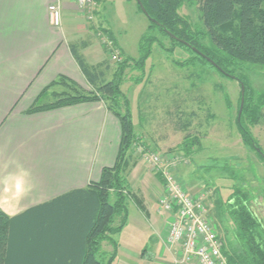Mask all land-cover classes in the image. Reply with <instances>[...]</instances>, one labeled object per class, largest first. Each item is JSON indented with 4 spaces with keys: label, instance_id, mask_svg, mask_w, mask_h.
Instances as JSON below:
<instances>
[{
    "label": "trees",
    "instance_id": "obj_1",
    "mask_svg": "<svg viewBox=\"0 0 264 264\" xmlns=\"http://www.w3.org/2000/svg\"><path fill=\"white\" fill-rule=\"evenodd\" d=\"M140 1L147 12L148 26L139 38L138 58L121 55L111 77L105 79L108 63L89 64L81 52V44L72 43L69 46L72 56L91 89L86 90L59 74L26 110V113H34L101 101L120 123V143L114 164L102 167L99 180L90 182L85 189L58 199L60 201L36 207L22 217L9 216L0 208V264L113 263L119 246L114 235L122 230L128 217L126 202L131 189L125 172L130 165L133 144L139 139L134 131L130 100L122 91L121 84L127 68L141 70L145 67L154 44L169 54L176 46H184L221 74L234 78L239 87L243 83V106L235 123L242 142L263 160L256 147L263 154L264 151L253 135L251 125L263 118L264 90H255L247 73L239 72L238 68L242 64L264 66V7L261 6L264 0H198L201 26H194L179 13L183 3L193 0ZM152 28H158L169 38L171 45L166 47L150 33ZM107 33L116 46L111 33ZM46 93H50L52 99L40 102ZM240 97L239 90L237 113ZM227 106H230L228 99ZM195 141L197 138L189 136L183 140L181 149L185 154L192 152ZM155 175L163 185L160 173L155 172ZM253 202L250 191L234 187L228 198L220 203L221 214L235 228L234 242L226 240L221 248L228 264H264V223L253 210ZM104 240L111 245L110 251L101 250Z\"/></svg>",
    "mask_w": 264,
    "mask_h": 264
},
{
    "label": "rangeland",
    "instance_id": "obj_2",
    "mask_svg": "<svg viewBox=\"0 0 264 264\" xmlns=\"http://www.w3.org/2000/svg\"><path fill=\"white\" fill-rule=\"evenodd\" d=\"M261 6L264 7V2ZM179 13L194 26H201L198 0L183 3ZM100 18L111 24L116 37L113 39L119 47L138 58L139 38L147 30L148 19L138 10L136 2L106 0L100 8ZM86 22L94 25L95 39L105 49L108 63L105 79H109L118 61L112 57L114 51L104 43L109 39V30L99 24L96 13L91 22ZM98 28L104 32L98 33ZM150 33L166 47L171 45L158 28H152ZM114 48L119 53L118 48ZM187 60V63H178ZM238 71L247 73L255 90H264V66L242 64ZM85 88L91 89L89 84H85ZM121 89L130 100L134 131L139 139L133 144L130 165L125 172L131 192L126 202L127 222L114 235L117 241L131 242V251L139 253V249L151 248L153 240L159 242V236L166 230L164 238L169 244L168 223L172 216L166 224L168 212L159 206L164 186L155 175L159 171L145 161L147 153L158 152L164 160L175 161L176 173L190 194L205 192L208 214L220 236L221 248L226 240L234 242L235 228L221 214L220 207L232 188L243 187L251 192L252 208L264 223V161L242 142L238 132L235 118L240 87L234 78L221 74L184 46H176L169 54L154 44L143 69H126ZM51 99V94L46 93L40 102ZM262 112V120L251 125V131L264 151V107ZM187 136L197 138L190 154L181 149ZM143 201L150 212L148 217L146 210H141ZM101 250L110 251L111 245L104 240Z\"/></svg>",
    "mask_w": 264,
    "mask_h": 264
},
{
    "label": "crops",
    "instance_id": "obj_3",
    "mask_svg": "<svg viewBox=\"0 0 264 264\" xmlns=\"http://www.w3.org/2000/svg\"><path fill=\"white\" fill-rule=\"evenodd\" d=\"M96 1L99 24L116 40L111 24L100 18L106 0ZM52 2L61 6L62 23L57 27L50 22ZM93 27L75 0H0V208L9 216L22 217L74 195L98 181L102 167L115 162L120 123L101 101L26 113L59 74L85 88L88 82L69 46L80 43L89 64L105 62V49L96 41ZM114 42L120 56H130ZM166 217L167 224L171 214ZM165 233L139 253L131 251V242L118 241L112 264H198L196 258L181 262L180 246L167 244Z\"/></svg>",
    "mask_w": 264,
    "mask_h": 264
},
{
    "label": "built area",
    "instance_id": "obj_4",
    "mask_svg": "<svg viewBox=\"0 0 264 264\" xmlns=\"http://www.w3.org/2000/svg\"><path fill=\"white\" fill-rule=\"evenodd\" d=\"M75 1L84 19L91 22L97 10V1ZM48 11L51 24L60 26L62 23L60 4L50 3ZM98 31V33L104 32L100 28ZM108 38L104 43L107 48L114 51L112 57L119 60L120 56L114 50L113 40L109 36ZM144 159L159 171L162 177L164 191L159 198V206L172 216V220L168 223L167 241L170 245L180 246V261L189 262L192 258H196L198 264H228L221 253L220 236L208 214L205 192L194 195L183 187L176 173L178 164L175 161L164 160L158 152L144 154Z\"/></svg>",
    "mask_w": 264,
    "mask_h": 264
},
{
    "label": "water",
    "instance_id": "obj_5",
    "mask_svg": "<svg viewBox=\"0 0 264 264\" xmlns=\"http://www.w3.org/2000/svg\"><path fill=\"white\" fill-rule=\"evenodd\" d=\"M136 1H137V3L139 4V6H140L141 10L143 11V13H144L145 15H147V12H146V10L144 9V7H143L141 1H140V0H136ZM170 36L173 37V38H175V36H174L173 34H170ZM180 41L183 42V43L186 44V45H189L187 42H185V41H183V40H180ZM192 49H193L195 52H197L198 54H202V53H201L198 49H196L195 47H192ZM206 58H207L211 63H213L211 59H209L208 57H206ZM227 74H228V73H227ZM240 91H241V97H240L239 110H238V116H237V119H238V120H239V117H240V113H241L242 106H243V100H244V96H243V94H244V85H243V83H240ZM256 150L261 154V156H262V158H263V160H264V154H263L262 151L259 149V147H256Z\"/></svg>",
    "mask_w": 264,
    "mask_h": 264
},
{
    "label": "clouds",
    "instance_id": "obj_6",
    "mask_svg": "<svg viewBox=\"0 0 264 264\" xmlns=\"http://www.w3.org/2000/svg\"><path fill=\"white\" fill-rule=\"evenodd\" d=\"M23 191H24L23 188H21V195L23 194Z\"/></svg>",
    "mask_w": 264,
    "mask_h": 264
}]
</instances>
